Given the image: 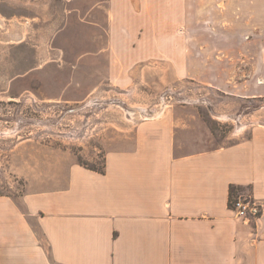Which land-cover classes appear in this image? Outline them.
<instances>
[{
  "label": "crops",
  "instance_id": "0c3cea01",
  "mask_svg": "<svg viewBox=\"0 0 264 264\" xmlns=\"http://www.w3.org/2000/svg\"><path fill=\"white\" fill-rule=\"evenodd\" d=\"M105 34L112 82L160 63L175 80L264 99V58L243 70L203 55L264 53V0H106ZM261 112L233 144L188 150L177 136L188 120L163 111L137 122L131 148L107 152L102 172L73 164L62 188L0 195V264H264ZM230 185L261 205L258 220L228 207Z\"/></svg>",
  "mask_w": 264,
  "mask_h": 264
},
{
  "label": "rangeland",
  "instance_id": "374dc122",
  "mask_svg": "<svg viewBox=\"0 0 264 264\" xmlns=\"http://www.w3.org/2000/svg\"><path fill=\"white\" fill-rule=\"evenodd\" d=\"M105 26L106 0H0V195L62 188L73 164L102 169L107 152L131 148L137 122L163 111L188 120L177 134L188 150L233 144L251 115L264 118V99L175 80L160 63L112 82ZM203 55L243 70L264 58L243 46Z\"/></svg>",
  "mask_w": 264,
  "mask_h": 264
},
{
  "label": "built area",
  "instance_id": "2783aa9c",
  "mask_svg": "<svg viewBox=\"0 0 264 264\" xmlns=\"http://www.w3.org/2000/svg\"><path fill=\"white\" fill-rule=\"evenodd\" d=\"M235 214L245 220H258L261 216V205L255 202L249 194L240 195L231 208Z\"/></svg>",
  "mask_w": 264,
  "mask_h": 264
},
{
  "label": "trees",
  "instance_id": "16d2710c",
  "mask_svg": "<svg viewBox=\"0 0 264 264\" xmlns=\"http://www.w3.org/2000/svg\"><path fill=\"white\" fill-rule=\"evenodd\" d=\"M89 168V167H88ZM92 170H98L95 168H90ZM100 172L103 171V166L102 169L99 170ZM246 189L240 186H235V185H230L228 188V207L231 209L233 207V204L237 201V198L240 195H246ZM249 191V189H248Z\"/></svg>",
  "mask_w": 264,
  "mask_h": 264
},
{
  "label": "bare ground",
  "instance_id": "6f19581e",
  "mask_svg": "<svg viewBox=\"0 0 264 264\" xmlns=\"http://www.w3.org/2000/svg\"><path fill=\"white\" fill-rule=\"evenodd\" d=\"M218 116H219V115H218ZM218 116H217V117H218ZM217 117H216V118H217Z\"/></svg>",
  "mask_w": 264,
  "mask_h": 264
}]
</instances>
